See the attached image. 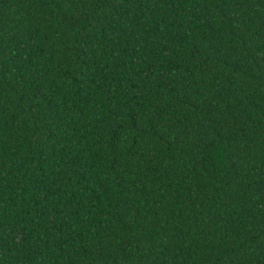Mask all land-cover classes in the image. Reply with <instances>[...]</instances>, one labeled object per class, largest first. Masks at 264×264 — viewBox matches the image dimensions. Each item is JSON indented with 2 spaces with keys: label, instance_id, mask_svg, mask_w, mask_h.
Here are the masks:
<instances>
[{
  "label": "trees",
  "instance_id": "16d2710c",
  "mask_svg": "<svg viewBox=\"0 0 264 264\" xmlns=\"http://www.w3.org/2000/svg\"><path fill=\"white\" fill-rule=\"evenodd\" d=\"M0 264H264V0H0Z\"/></svg>",
  "mask_w": 264,
  "mask_h": 264
}]
</instances>
